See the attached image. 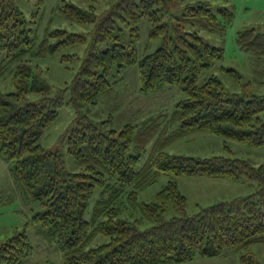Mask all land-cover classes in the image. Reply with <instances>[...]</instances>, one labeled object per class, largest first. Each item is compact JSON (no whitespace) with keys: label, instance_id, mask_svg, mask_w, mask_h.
<instances>
[{"label":"trees","instance_id":"obj_1","mask_svg":"<svg viewBox=\"0 0 264 264\" xmlns=\"http://www.w3.org/2000/svg\"><path fill=\"white\" fill-rule=\"evenodd\" d=\"M177 5L179 0H118L98 16L94 7L83 9L63 0L60 13L80 24L94 23V37L76 76L51 95L44 69L35 59L56 54L66 45L84 44L87 37L47 29L37 42L36 29L16 1L0 2V50H5L0 77L9 63H16L12 70L15 89L0 90V155L9 163L20 191L45 208L34 220L55 238L65 256L62 264H177L197 255L226 256L232 250L240 254L241 264H261L250 249L264 243V163L257 166L230 155L200 158L166 150L175 140L197 132L224 138L228 149V141L264 145V95L229 93L216 74L205 76L223 59L224 47L205 41L201 30L223 35L232 21V10L215 11L209 2L197 0L188 2L178 14L173 12ZM142 19L151 24V39H161L162 44L140 56L133 43L139 38ZM124 23L131 25L133 39L128 41H122L119 34ZM237 43L252 54L256 64H264V32L255 27L239 30ZM135 63L142 92L176 85L188 97L176 104L165 122L160 114L139 128L129 122L117 130L109 128L107 120L89 117L86 106L111 90L112 76ZM226 71L237 81L242 78L235 69ZM67 91L76 116L64 136L81 168L76 173L66 168L60 150L45 148L40 141L57 118ZM151 140L154 146L140 165ZM161 175L171 179L153 201L140 202L139 191ZM183 175L246 178L256 189L189 215L188 199L174 180ZM127 187L126 202L139 208L142 219L151 223L145 229L136 220L115 217L120 211L117 202ZM97 189L99 198L86 219ZM100 233L110 240L90 246ZM33 248L27 232H17L0 243V264H22Z\"/></svg>","mask_w":264,"mask_h":264},{"label":"rangeland","instance_id":"obj_2","mask_svg":"<svg viewBox=\"0 0 264 264\" xmlns=\"http://www.w3.org/2000/svg\"><path fill=\"white\" fill-rule=\"evenodd\" d=\"M2 0H0L1 2ZM17 5L25 13L30 25L34 27L37 42L44 36L47 29H65L69 33H80L87 37L84 44L66 45L56 54L44 58H36L35 61L44 69L46 79L52 87L51 95L66 87L76 76L88 44L94 37V23L80 24L66 18L58 9L63 0H15ZM73 2L83 9H91L98 16L106 12L111 5L118 0H67ZM139 1V0H137ZM197 0H179L180 5L173 8V12L182 13L188 2ZM207 1L216 11L222 7L232 10V21L226 24L223 35L221 33L201 30L205 41L214 46L224 47V57L217 62L210 72L216 74L224 84L229 93H249L264 95V64H256L251 53L242 50L237 43V32L247 27H255L264 32V0H200ZM119 31L122 41L133 39L131 25L122 24ZM139 38L134 41L139 55L154 52L158 49L161 39H151L149 36L151 24L142 19L138 23ZM103 46L102 48H104ZM71 54L74 55L71 58ZM70 55V56H69ZM5 56V50H0V61ZM16 63L8 65L6 73L0 77V90L12 91L15 89L13 82V69ZM227 69H235L241 73L242 78L237 81ZM117 67L113 68V73ZM112 88L109 92L100 94L94 103H89L85 113L96 121H108L109 128L121 130L126 123H133L136 128L148 123L158 115L169 119L176 104L188 97V94L176 85H165L158 90L144 93L141 91L140 74L138 63L125 68L117 76H112ZM34 98V96H33ZM69 91L65 93V102L58 109L57 118L47 127L41 136V143L45 148L60 150L64 156L66 168L70 172H80L81 168L76 164L69 152L68 143L64 134L70 123L76 116V111L69 101ZM166 115V116H165ZM155 140H151L141 157L140 165L150 154ZM229 149L225 146V139L209 133L197 132L179 138L171 143L166 150L170 153L185 154L194 157L206 158L214 155H230L232 157L246 158L259 166L264 163V145L251 147L244 143L228 141ZM171 179L161 175L152 185L139 191V201H153L156 193ZM174 180L180 190L188 199L187 213L193 215L198 213L202 207H207L221 201L232 200L237 196L248 195L255 191L256 186L248 179L234 180L230 178H213L206 176H175ZM130 187H127L117 205L120 211L116 218L133 222L136 220L140 229L151 225L142 219L139 208H131L127 197ZM100 189H97L90 199L89 208L85 218L90 219L92 209L99 198ZM0 243L13 237L17 232L26 231L32 244L33 251L27 256L22 264H62L64 253L58 247L55 238L46 235L41 229V224L34 220L35 214L42 212L45 208L35 200H29L20 191L14 182L9 163L0 155ZM105 218V217H104ZM142 219V221H140ZM109 235L98 234L90 246H96L108 242ZM255 252L261 264H264V243L254 244L251 249ZM233 251V250H232ZM230 252L226 256L206 257L197 255L194 259L177 264H241L240 254Z\"/></svg>","mask_w":264,"mask_h":264}]
</instances>
